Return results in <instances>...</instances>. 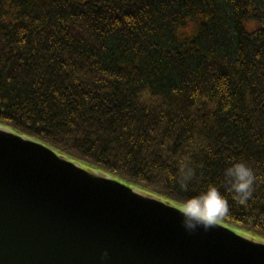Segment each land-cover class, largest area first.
<instances>
[{
  "label": "trees",
  "instance_id": "trees-1",
  "mask_svg": "<svg viewBox=\"0 0 264 264\" xmlns=\"http://www.w3.org/2000/svg\"><path fill=\"white\" fill-rule=\"evenodd\" d=\"M0 125L174 205L216 185L264 241V0H0Z\"/></svg>",
  "mask_w": 264,
  "mask_h": 264
},
{
  "label": "water",
  "instance_id": "water-1",
  "mask_svg": "<svg viewBox=\"0 0 264 264\" xmlns=\"http://www.w3.org/2000/svg\"><path fill=\"white\" fill-rule=\"evenodd\" d=\"M0 264H264V241L0 126Z\"/></svg>",
  "mask_w": 264,
  "mask_h": 264
},
{
  "label": "clouds",
  "instance_id": "clouds-1",
  "mask_svg": "<svg viewBox=\"0 0 264 264\" xmlns=\"http://www.w3.org/2000/svg\"><path fill=\"white\" fill-rule=\"evenodd\" d=\"M182 179L179 181L183 191H187L190 182L195 176V170L188 164L181 167ZM257 176L253 169L244 162H236L224 171L226 191L230 192L233 199L244 205L252 196ZM181 216V223L188 231L198 228L208 230L215 226L228 209L225 195L216 185H208L203 192L189 196L177 203Z\"/></svg>",
  "mask_w": 264,
  "mask_h": 264
}]
</instances>
